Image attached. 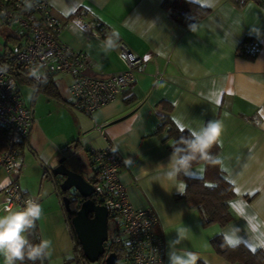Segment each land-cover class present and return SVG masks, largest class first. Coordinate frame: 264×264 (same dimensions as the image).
Returning <instances> with one entry per match:
<instances>
[{"label":"crops","instance_id":"obj_1","mask_svg":"<svg viewBox=\"0 0 264 264\" xmlns=\"http://www.w3.org/2000/svg\"><path fill=\"white\" fill-rule=\"evenodd\" d=\"M190 1L208 10L192 24L194 31L191 25L171 20L163 0H55V4L49 0L60 22V39L94 60L96 72L124 68L117 49L105 52L102 47L105 36L113 31L119 33L118 43L124 42L136 56L147 60L127 93L92 116L73 108L67 74L45 76L38 85L21 80L28 84L27 96L33 93L30 104L22 99L31 111L32 125L18 147V169L8 176L0 168V203L2 189L10 180L31 197L33 189L23 180L29 174L40 187L55 189L44 176V166L51 169L61 158L67 167L96 182L98 173L90 150L108 142L121 158L119 179L129 202L135 208L149 207L156 214L155 230L164 247L160 264H169V242L183 225L191 232L178 247L197 252L201 257L198 264H231L212 248L211 239L217 235L225 240L235 234L237 244L251 251L264 250V0L241 4L235 0ZM77 10L78 15L72 17ZM99 23L103 24L101 30L96 27ZM253 26L260 30L259 35L251 31ZM246 38L259 46L252 59L238 54ZM25 41L13 33L6 37L4 47L13 50ZM156 70L163 79L154 83ZM18 91L21 95V87ZM166 115L187 131L209 120L222 121L216 160L233 190L228 200L232 219L226 225L204 226L198 205L188 204L172 182L160 177L157 165H166L171 154L170 142H164V132L158 131ZM95 123L103 125L102 134L94 129ZM127 160L133 163L125 164ZM214 176L200 162L178 181L184 183L185 192L184 178L212 183ZM115 228L117 225L113 234ZM0 264H4L3 257Z\"/></svg>","mask_w":264,"mask_h":264},{"label":"built area","instance_id":"obj_2","mask_svg":"<svg viewBox=\"0 0 264 264\" xmlns=\"http://www.w3.org/2000/svg\"><path fill=\"white\" fill-rule=\"evenodd\" d=\"M0 20L13 26L14 33L26 39L8 51L7 56L0 57V126L6 136L0 168L9 176L20 165L18 147L31 128L32 114L24 105L17 82L6 65L28 74L33 65L42 66L45 75L67 74L73 108L92 116L97 109L127 93L147 59L136 56L124 42H119L117 56L124 68L112 73L96 72L94 60L83 52L74 51L60 39V22L52 13L49 0H36L31 10H25L23 0H0ZM240 47L251 54L259 48L250 42H243ZM162 79V72L156 70L154 83ZM102 128V124H94L100 134ZM90 158L98 173L95 198L108 211V221L113 218L117 225L114 241L123 243L126 248L123 264H160L164 247L155 230L156 214L149 207L135 208L129 202L119 179L122 161L115 147L106 142L102 148H91ZM2 193L1 212L5 207L13 209L15 206L22 210L25 200L31 198L20 190L15 180L5 185ZM82 264L90 263L85 260Z\"/></svg>","mask_w":264,"mask_h":264},{"label":"trees","instance_id":"obj_3","mask_svg":"<svg viewBox=\"0 0 264 264\" xmlns=\"http://www.w3.org/2000/svg\"><path fill=\"white\" fill-rule=\"evenodd\" d=\"M237 4H241L246 0H235ZM163 9L167 12L168 17L184 26H190L199 19L206 16L208 10L197 3L190 0H163ZM79 10L74 12L71 16H77ZM98 30L103 28V24L99 23L97 26ZM243 42L255 43L251 38H246ZM242 42V43H243ZM241 43V44H242ZM258 45V43H255ZM259 47V46H258ZM10 51V50H8ZM8 51H4L0 54V57L7 56ZM238 54L241 57L252 59L256 56V53H246L245 49L239 47ZM10 76H12L16 81L26 80L31 84H40L45 76H50L52 74L45 75L42 81H35L30 77L28 73L21 71L18 67L12 68L6 65ZM163 131L165 136L163 141L170 142L169 149L172 151L171 144L178 140L181 136L189 135V131L178 128L171 119L166 115L161 119V124L158 127V131ZM6 136L4 129L0 126V154L5 149ZM218 153V145L214 146L211 150V159H197L193 161L192 165L203 162L206 169L211 172L214 176V181L212 183H207L203 178H192L186 177V190L180 197L184 199L190 205H198L203 225L218 224L224 226L229 223L232 216L228 207V200L233 197V190L230 183L221 175L218 167V162L216 160V155ZM44 176L49 178L54 188L61 199L62 192L58 189V181L52 178L50 175V168L44 166ZM95 182V181H93ZM63 209V214L65 217V222L67 229L69 231L70 237L73 243L72 250V260L75 264H82L85 261V257L75 235L74 229L71 224V217L76 211V206H72L70 212H66ZM109 222V221H108ZM38 227L33 231L30 239L34 243H38L39 232ZM116 229V228H115ZM109 232V227H108ZM114 237V236H113ZM113 237L109 238L108 241L104 243L105 253L99 258V260L92 264H104V258L107 254L114 252L118 258V261L123 260L126 255V248L123 243H117L114 241ZM211 245L213 250L220 255L225 260L229 261L231 264H264V250L258 249L255 251L249 250L243 244H237L236 246H230L225 243L224 238L221 235H217L211 239ZM28 262V261H26ZM31 264V262H28ZM40 264V262H37ZM46 264V259L44 261Z\"/></svg>","mask_w":264,"mask_h":264},{"label":"clouds","instance_id":"obj_4","mask_svg":"<svg viewBox=\"0 0 264 264\" xmlns=\"http://www.w3.org/2000/svg\"><path fill=\"white\" fill-rule=\"evenodd\" d=\"M25 10H31L36 0H23ZM55 4V0H50ZM192 31L194 27L190 26ZM251 31L260 34V30L253 26ZM119 33L113 31L106 35L102 42L105 52L114 51L118 47ZM29 75L35 81H42L45 73L42 66L33 65L29 68ZM187 127V126H185ZM222 121L209 120L198 129H190L189 135L181 136L171 144V154L168 163L158 164L160 177L173 183L178 193L184 194L185 185L178 181L181 174L188 175L193 161L197 159H211V150L220 142L222 132ZM133 161L127 160L125 164L131 165ZM155 182L160 183L159 179ZM161 184V183H160ZM162 185V184H161ZM5 214L0 215V257H3L4 264H44L49 253L51 241L40 239L34 243L30 237L43 214L40 202L34 198H28L24 202L22 210L13 211L9 207L3 209ZM176 238L169 242L168 260L169 264H198L201 260L197 252L187 247H178L188 239L191 232L186 226L175 230ZM225 243L236 246L238 238L235 234L225 237Z\"/></svg>","mask_w":264,"mask_h":264},{"label":"water","instance_id":"obj_5","mask_svg":"<svg viewBox=\"0 0 264 264\" xmlns=\"http://www.w3.org/2000/svg\"><path fill=\"white\" fill-rule=\"evenodd\" d=\"M64 161L61 158L50 169V175L58 181V189L62 192V208L70 212L72 206H76L70 221L86 261L92 264L105 253L104 243L108 241V211L95 198V182L67 167ZM104 264H118L116 254H107Z\"/></svg>","mask_w":264,"mask_h":264},{"label":"rangeland","instance_id":"obj_6","mask_svg":"<svg viewBox=\"0 0 264 264\" xmlns=\"http://www.w3.org/2000/svg\"><path fill=\"white\" fill-rule=\"evenodd\" d=\"M14 31L15 28L13 26L3 23L0 20V53L6 50V47H4L6 37L8 35H12ZM8 44L9 46L12 45L11 42H8ZM16 82L17 86L19 88L21 87L22 99L24 98L27 100L28 104H30L33 93L31 96H27L26 87H28V84L21 83L18 80ZM23 180L30 185L31 189H33L31 198L37 199L40 203H42L43 217L37 221V230L39 232L40 239H47L51 241V246L49 249L50 255L46 257V264H75V262L72 260V239L67 229L62 206L60 204L59 196L56 190H51V188H47V186L40 187L39 183H37L34 177H32L30 174L26 175ZM113 226H115V222L113 218H110L108 222L109 238L114 236Z\"/></svg>","mask_w":264,"mask_h":264}]
</instances>
